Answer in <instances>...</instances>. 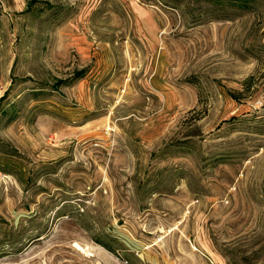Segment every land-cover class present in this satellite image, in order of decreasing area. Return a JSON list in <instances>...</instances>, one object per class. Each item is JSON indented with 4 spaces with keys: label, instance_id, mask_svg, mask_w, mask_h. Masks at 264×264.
Instances as JSON below:
<instances>
[{
    "label": "rangeland",
    "instance_id": "rangeland-1",
    "mask_svg": "<svg viewBox=\"0 0 264 264\" xmlns=\"http://www.w3.org/2000/svg\"><path fill=\"white\" fill-rule=\"evenodd\" d=\"M0 264H264V0H0Z\"/></svg>",
    "mask_w": 264,
    "mask_h": 264
}]
</instances>
